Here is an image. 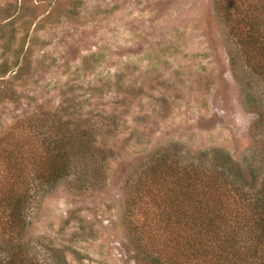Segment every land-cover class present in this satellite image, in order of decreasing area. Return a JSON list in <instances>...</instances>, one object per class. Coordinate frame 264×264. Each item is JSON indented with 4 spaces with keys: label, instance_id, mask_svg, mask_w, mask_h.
<instances>
[{
    "label": "rangeland",
    "instance_id": "1",
    "mask_svg": "<svg viewBox=\"0 0 264 264\" xmlns=\"http://www.w3.org/2000/svg\"><path fill=\"white\" fill-rule=\"evenodd\" d=\"M253 1L0 0V264H150L130 225L162 155L262 168L264 80L225 16Z\"/></svg>",
    "mask_w": 264,
    "mask_h": 264
},
{
    "label": "trees",
    "instance_id": "2",
    "mask_svg": "<svg viewBox=\"0 0 264 264\" xmlns=\"http://www.w3.org/2000/svg\"><path fill=\"white\" fill-rule=\"evenodd\" d=\"M252 3L225 16L246 64L264 80V0ZM263 125L258 119L254 129ZM261 167L245 175L229 163L205 169L162 155L135 191L139 209L131 206L133 217L139 216L130 229L140 254L150 264H264V163ZM52 177H61L54 164ZM152 231L165 238V258L143 246V235L150 238Z\"/></svg>",
    "mask_w": 264,
    "mask_h": 264
}]
</instances>
